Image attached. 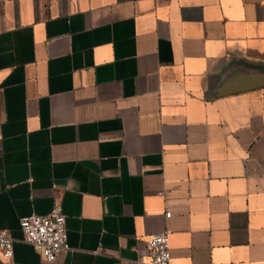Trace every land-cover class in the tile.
Masks as SVG:
<instances>
[{
	"label": "crops",
	"instance_id": "1",
	"mask_svg": "<svg viewBox=\"0 0 264 264\" xmlns=\"http://www.w3.org/2000/svg\"><path fill=\"white\" fill-rule=\"evenodd\" d=\"M59 204L51 260L18 218ZM169 211V216L163 212ZM1 264H264V0H0Z\"/></svg>",
	"mask_w": 264,
	"mask_h": 264
},
{
	"label": "built area",
	"instance_id": "2",
	"mask_svg": "<svg viewBox=\"0 0 264 264\" xmlns=\"http://www.w3.org/2000/svg\"><path fill=\"white\" fill-rule=\"evenodd\" d=\"M169 211L163 212L169 216ZM18 228L25 242L30 243L43 259L51 260L58 250L67 249L65 215L59 204L41 214L28 213L19 216ZM12 254V237L7 229L0 228V255L8 258ZM170 248L168 231L163 229L149 234L145 240V250L137 258L138 264H169ZM2 260L0 259V264Z\"/></svg>",
	"mask_w": 264,
	"mask_h": 264
}]
</instances>
